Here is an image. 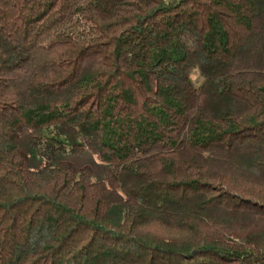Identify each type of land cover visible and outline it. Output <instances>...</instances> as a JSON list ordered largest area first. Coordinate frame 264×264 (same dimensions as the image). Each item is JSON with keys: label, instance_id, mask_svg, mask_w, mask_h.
<instances>
[{"label": "trees", "instance_id": "16d2710c", "mask_svg": "<svg viewBox=\"0 0 264 264\" xmlns=\"http://www.w3.org/2000/svg\"><path fill=\"white\" fill-rule=\"evenodd\" d=\"M0 264H264V0H0Z\"/></svg>", "mask_w": 264, "mask_h": 264}, {"label": "rangeland", "instance_id": "374dc122", "mask_svg": "<svg viewBox=\"0 0 264 264\" xmlns=\"http://www.w3.org/2000/svg\"><path fill=\"white\" fill-rule=\"evenodd\" d=\"M34 134L35 132L32 129H25L22 132L21 146L25 151L28 152L31 166L37 167L42 160L40 159L37 151L31 146L30 140ZM59 160H69L77 166L84 164L90 165L98 178L105 179L106 177L107 164L99 160L97 156L88 148H85L80 152H72L69 150L59 151L55 155L54 162ZM120 211L121 206L119 204H114L110 211V219L114 222H119L123 217V213L120 214Z\"/></svg>", "mask_w": 264, "mask_h": 264}]
</instances>
